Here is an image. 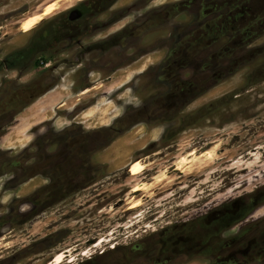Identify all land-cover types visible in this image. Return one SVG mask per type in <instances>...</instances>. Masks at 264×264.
Returning a JSON list of instances; mask_svg holds the SVG:
<instances>
[{"label": "rangeland", "instance_id": "374dc122", "mask_svg": "<svg viewBox=\"0 0 264 264\" xmlns=\"http://www.w3.org/2000/svg\"><path fill=\"white\" fill-rule=\"evenodd\" d=\"M76 2L0 0V132L31 95L56 88L33 153L17 154L41 164L0 179V264H264V0H243V28L214 43L207 0H149V15L184 12L149 23L146 54L114 71L85 77L66 43L46 59L60 65L51 73L7 66L28 46L27 16L56 4L41 15L50 20ZM35 170L43 177L12 181ZM66 249L74 260L56 262Z\"/></svg>", "mask_w": 264, "mask_h": 264}, {"label": "flooded vegetation", "instance_id": "af4514ba", "mask_svg": "<svg viewBox=\"0 0 264 264\" xmlns=\"http://www.w3.org/2000/svg\"><path fill=\"white\" fill-rule=\"evenodd\" d=\"M118 1L78 0L62 12L53 14L58 15L57 17L49 18L50 20H43L42 17L37 25L33 26L28 46L24 48L23 53L18 51L12 54L7 66L19 68L21 64L30 63L35 69L49 70L51 73L60 65L51 66L47 64L46 59L52 58L53 54H58L57 49L62 43H66L68 48L73 47V50L80 52L76 61H79L77 63L79 69L86 72L85 77L89 75L90 70L114 71L112 67L116 65L128 67L146 54L147 45L142 43L149 23L160 24L165 19L184 12L182 5L168 4L166 6L168 17L165 18L163 10L148 14L146 8L149 0H134L117 6ZM196 1L199 0H193V3ZM242 4L243 0H207V21L203 26V32L210 39V43H214L217 39H231L234 31L243 28L242 21L239 19L242 18ZM171 7L175 8L171 10ZM258 10L257 8V13ZM224 19L236 20V26L222 29L219 25ZM84 40L90 42L84 43ZM226 43L227 41H221L218 46H224ZM182 47L184 46H179V48ZM131 49L134 50L127 52ZM113 52L115 55L111 57ZM169 53L171 52L169 51L168 55ZM112 58L117 60L112 61ZM108 77V74L104 76L105 79ZM30 85V82H23L20 87L26 89ZM52 88L49 87L40 92L37 97ZM33 99L31 95L29 101Z\"/></svg>", "mask_w": 264, "mask_h": 264}, {"label": "crops", "instance_id": "0c3cea01", "mask_svg": "<svg viewBox=\"0 0 264 264\" xmlns=\"http://www.w3.org/2000/svg\"><path fill=\"white\" fill-rule=\"evenodd\" d=\"M56 88L53 87L49 91L55 90ZM47 91V92H49ZM34 98L33 100L23 104L19 109L15 112L14 114V119L13 123L8 125L7 129L3 130L0 132V179L4 175H8V173H12L11 176H19V174H16L17 171L19 173L21 167L24 168V170H27L28 168H34L37 165H40L41 163L36 162V156L33 155V157H29V159H23L21 156H17V154L21 153L25 149H27V153H33V150H28V147H30L34 135H35V129H39L38 133H42V124L45 121H48L50 118L45 117L44 114L47 112V107L44 103V101L47 102V100H43V98L46 97V93ZM62 104L56 105L54 111L55 112H60V111H65L64 108H61ZM49 108V107H48ZM21 115V116H20ZM32 123V124H31ZM25 127V128H24ZM30 128V129H29ZM17 129V130H16ZM29 129V131H28ZM27 130V131H26ZM29 135L27 136L25 135ZM29 139L30 141L26 144H24L25 139ZM13 143V144H12ZM50 145V143H47L46 146ZM115 145V144H114ZM114 145H112L110 148H112ZM37 146V147H36ZM36 148H41V144L34 143V151H36ZM17 149V150H16ZM30 149V148H29ZM109 149V148H108ZM107 149V150H108ZM11 153L12 155L10 156L13 157L11 158V161L9 162L10 164H6L5 161L8 159L6 158L7 155ZM20 165V166H19ZM23 170V171H24ZM15 172V174H13ZM40 171L35 170L32 171L31 173L25 175L21 179L17 180L13 178V182H17L16 184H20L22 182L26 181H33L35 179H39L38 177H43L40 175ZM9 178L6 179L8 181ZM11 179V178H10ZM46 179V178H45ZM47 180V179H46ZM46 180L44 182H41L37 186V191L41 190V188L47 186ZM37 181V180H36ZM35 190V191H36Z\"/></svg>", "mask_w": 264, "mask_h": 264}, {"label": "bare ground", "instance_id": "6f19581e", "mask_svg": "<svg viewBox=\"0 0 264 264\" xmlns=\"http://www.w3.org/2000/svg\"><path fill=\"white\" fill-rule=\"evenodd\" d=\"M55 3V2H54ZM56 5V4H55ZM55 5L54 4H48L46 6H44V8L42 9V13L39 14H33V15H29L27 16L21 23H20V27L25 31L28 32L36 23H38L42 17L44 15H48L51 14V12L55 9ZM43 15V16H41ZM45 17V16H44ZM21 116V115H20ZM32 124V123H31ZM17 130V129H16ZM13 144V143H12ZM206 153V152H205ZM202 156V155H201ZM131 169L133 170L134 174H138L141 172V170L143 169V165L140 161H134L131 165ZM141 185V184H140ZM136 189H138V187H135ZM134 205V204H133ZM132 206V205H131ZM148 226V225H147ZM104 241V240H103ZM100 243V242H99ZM91 248H89L90 250ZM88 250V252H89ZM69 250H63L60 253H58V255L55 258L56 262H64L66 260V258L71 257L72 260H74V258L69 255Z\"/></svg>", "mask_w": 264, "mask_h": 264}]
</instances>
